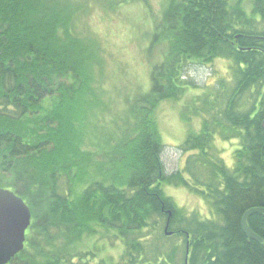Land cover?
I'll list each match as a JSON object with an SVG mask.
<instances>
[{
    "label": "trees",
    "instance_id": "obj_1",
    "mask_svg": "<svg viewBox=\"0 0 264 264\" xmlns=\"http://www.w3.org/2000/svg\"><path fill=\"white\" fill-rule=\"evenodd\" d=\"M85 1L0 0V188L31 209L23 251L34 264H90L96 254L76 243L101 227L124 244L111 264H264V213L247 218L262 241L242 228L264 208V0H249L252 13L246 0H165L155 36L174 61L154 69L145 94L123 95L106 137L94 121L118 90L100 43L80 29ZM217 58L232 77L185 104L187 157L168 173L157 111L200 89L184 80L190 59ZM218 139L238 141L233 166ZM165 184L200 195L210 215L177 207Z\"/></svg>",
    "mask_w": 264,
    "mask_h": 264
},
{
    "label": "rangeland",
    "instance_id": "obj_2",
    "mask_svg": "<svg viewBox=\"0 0 264 264\" xmlns=\"http://www.w3.org/2000/svg\"><path fill=\"white\" fill-rule=\"evenodd\" d=\"M77 1L80 3V0ZM120 1L87 0L89 9L80 22V29L83 28V31L103 48V54H106L109 86L118 90L116 105L109 109L110 111L99 113L97 117L100 120L94 121L93 132L100 137H106V131L114 130L111 122L112 113L114 111L117 113L119 108H128L123 95L134 96L131 99L136 100L145 94L151 85V74L154 69L164 67L169 61V56L171 62L175 58L170 53L169 43L156 40L155 36L156 23L163 15L166 1L126 0L125 4H120ZM244 6L252 13L253 5L249 0L245 1ZM231 65L230 60L225 58H217L210 64H201L190 59L186 65L184 80L195 83L200 89L186 91L180 100H166L161 103L157 117L165 143L163 162L168 173L182 168L187 157L179 148L189 131V124L182 116L185 104H189L197 94L202 93V88L207 90L218 84L221 79L229 80L232 77ZM200 124L201 118L194 116L190 126L198 130ZM217 145L224 149L222 157L226 163L230 167L233 166L235 162L233 153L238 147V141L218 139ZM163 189L172 197L177 207L199 211L204 217L210 215V208L200 195L182 186L165 184ZM98 230V234H85L76 246L78 244L79 249L96 254L91 258L90 264H99L102 260L108 264L118 261L124 251L122 240L114 231H107L101 227ZM35 259L34 252L29 249L21 251L12 263L8 264H34Z\"/></svg>",
    "mask_w": 264,
    "mask_h": 264
},
{
    "label": "water",
    "instance_id": "obj_3",
    "mask_svg": "<svg viewBox=\"0 0 264 264\" xmlns=\"http://www.w3.org/2000/svg\"><path fill=\"white\" fill-rule=\"evenodd\" d=\"M255 212L264 213V208L248 210L243 216L242 228L249 238L260 242L262 239L250 229L247 222L249 215ZM31 223L32 212L24 199L12 190L0 188V264L10 263L23 251L26 231ZM168 226L169 221L166 232L171 235V232L167 231Z\"/></svg>",
    "mask_w": 264,
    "mask_h": 264
},
{
    "label": "flooded vegetation",
    "instance_id": "obj_4",
    "mask_svg": "<svg viewBox=\"0 0 264 264\" xmlns=\"http://www.w3.org/2000/svg\"><path fill=\"white\" fill-rule=\"evenodd\" d=\"M29 229V228H28ZM28 229H27V231H26V239H27V232H28ZM25 245H26V243H25Z\"/></svg>",
    "mask_w": 264,
    "mask_h": 264
}]
</instances>
